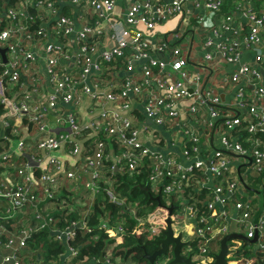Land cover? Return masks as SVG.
<instances>
[{
    "label": "built area",
    "instance_id": "2783aa9c",
    "mask_svg": "<svg viewBox=\"0 0 264 264\" xmlns=\"http://www.w3.org/2000/svg\"><path fill=\"white\" fill-rule=\"evenodd\" d=\"M57 1L17 0L5 11L14 21L0 30V42L8 49L5 63L0 54L1 75L9 79L8 87L0 86V264L32 259L21 252L27 249L26 239L32 230L45 228L65 251L41 264L89 263L87 256L74 261L79 248L72 243L78 230L91 232L85 216L95 197L103 192L108 201L129 206L103 174L107 168L136 172L145 158L151 162L149 185L164 195L167 212H131L148 238L165 230L161 222L168 217L169 198L177 195L172 228L183 240L198 239L197 264L213 263L211 239L241 228L247 240L256 238V247L264 250V204L260 213V203L251 208L254 194L243 179L256 172L264 186V14L250 10L245 34L220 42L218 55L206 51L204 63L194 64L176 41L157 34L154 18L178 17L186 29L182 34L196 32L208 48L231 31V16L220 17L222 0H192L196 5L202 1L208 12L202 15H192L185 0L162 5L159 0H131L122 11L116 0H60L63 6ZM36 17L41 23L30 31ZM245 49L252 52V61H240ZM121 58L127 60L122 66ZM42 69L52 88L48 93ZM6 88L10 95L3 93ZM227 90L234 92L231 103L225 102ZM60 102L73 103L74 110L60 131H52L48 120L60 121ZM5 127H12L13 137L4 133ZM173 132L181 135L178 145ZM61 151L73 159L70 168H61L55 158ZM196 170L206 175L198 183L210 189L201 199L184 195ZM66 182L73 194L51 203L69 211L83 209L84 217L65 218L61 227L48 206L39 205L58 198ZM81 187L91 193L86 201L77 192ZM199 203L209 215L198 214ZM123 223L101 218L97 226L110 231L111 238L124 232ZM17 224L16 231L8 229ZM233 226L237 228L231 230ZM117 246V240L107 244L101 264L121 262V257L112 260ZM170 260L169 253L154 264Z\"/></svg>",
    "mask_w": 264,
    "mask_h": 264
},
{
    "label": "trees",
    "instance_id": "16d2710c",
    "mask_svg": "<svg viewBox=\"0 0 264 264\" xmlns=\"http://www.w3.org/2000/svg\"><path fill=\"white\" fill-rule=\"evenodd\" d=\"M17 0H0V30L4 28L11 21L6 15L5 11L12 5H14ZM32 10V8L30 9ZM33 11V10H32ZM17 19V18H16ZM22 20V19H17ZM41 20L36 17L32 24L29 27L30 31H35L36 28L40 25ZM177 42H174L176 44ZM178 45V44H177ZM0 48L8 51L7 45L3 42H0ZM7 61V54L5 52V63ZM125 58H121L119 60L118 65L122 66L126 63ZM3 66H0V86H9V79L5 76L1 75V70ZM115 76V75H114ZM12 91L6 88L3 93L8 95L11 94ZM1 95V92H0ZM3 107L0 103V109ZM139 112L138 109H136ZM24 123H26L27 115L23 116ZM141 119L142 116L139 115ZM1 129V126H0ZM20 129V128H18ZM4 133L8 134V136L13 137L11 131L12 127H5ZM151 162L148 158H145L144 164L141 168H138L136 172H129L128 170H121L119 168L111 170L103 175L110 176L113 184L115 186V190L118 193L119 197L126 200V204L129 205L126 208V205H120L115 202L108 201L105 194L101 192L94 200L91 206L90 211L86 214V218H88L89 226L92 227L91 232L82 233V231L78 230V235L75 241L72 243L73 245L78 246L79 252L78 257L74 259L75 262L80 261L84 256L89 258V263L87 264H101V257L105 252V248L108 243L113 240L118 241V246L114 249L112 254V260L117 259L118 257L123 258L124 260L130 258L129 261H135L136 263H145L150 264V262L145 258V254H151L155 250L160 248V239L163 238L162 231L159 235L154 236L152 238H148L147 234L139 229L140 224L136 221L132 216L131 212H136L137 215L154 213L156 211L166 212L165 208V197L162 193H154L149 185V173ZM206 175L203 174L200 170L195 171V177L191 180L190 186L184 192L185 194H195L194 197H198L201 199L204 195L209 192V186H201L198 181H201ZM243 179L247 181V186L249 187V193L254 194L251 198V208L255 209L261 203V199L259 196V191L261 192L262 201H264V186L259 182L258 176L256 172H248V175L243 176ZM196 187L198 190H196ZM146 188V189H145ZM256 193V197H255ZM239 196V191L236 194H233L232 199ZM177 195H173L169 198L171 205L176 206ZM61 200V196L56 199H49L47 202H57L59 203ZM264 204V202H263ZM43 205H39V208H42ZM211 212V211H210ZM207 206L203 203L198 204V214L204 213L206 215L210 214ZM55 217L60 219L56 225H63L65 222L61 220V214L54 212L52 213ZM72 217H68V219H76L79 220L83 218V209H77L73 211L71 214ZM101 218H108L110 222H114L116 219L124 222V232L117 237H111L112 235L110 231L104 229L102 227H98V223L101 221ZM31 222V220H30ZM62 222V223H61ZM214 221L209 220V224H212ZM225 220H221L220 223H224ZM16 226L10 227L8 229L10 231H16ZM166 223L164 221L161 222V226H163V230L165 229ZM236 226L231 227L230 229H236ZM245 229L241 228L237 234L244 235ZM226 235V234H224ZM224 235H217L214 239L209 241V247H211L215 252V250H219L220 240ZM55 236L52 235L51 231L48 228L44 230L31 231L30 235L26 239V250H22L23 254L29 255L32 259L25 258L23 264H29L31 261L36 264H41L43 261L48 262L53 258L58 257L60 253L65 251L64 245L59 241L54 239ZM197 241L198 239L192 237V240L189 241L191 246L190 254L193 260H196L197 252ZM218 243V248L216 249L215 244ZM228 245V254L226 257V264H242L246 259L252 261V264H264V250L262 248H257L256 241L247 240L244 236L232 238L227 241ZM183 253V254H189ZM169 256L162 255L161 257ZM159 257H157L158 259ZM261 259L260 260L258 259ZM93 260H96L93 262ZM77 264V263H76ZM121 264V262L119 263Z\"/></svg>",
    "mask_w": 264,
    "mask_h": 264
},
{
    "label": "crops",
    "instance_id": "0c3cea01",
    "mask_svg": "<svg viewBox=\"0 0 264 264\" xmlns=\"http://www.w3.org/2000/svg\"><path fill=\"white\" fill-rule=\"evenodd\" d=\"M159 2L161 5L170 4L171 2H173V0H159ZM56 3L59 6H63L64 4L60 0H58ZM130 4H131V0H116V8L118 11H122L126 9V7H128ZM202 4H203L202 1L199 2V5H196V3L192 0H185L183 5L185 6L186 9H188V11H190L192 15L207 14L208 12ZM250 10H254L257 13L264 14V0H222V8H221L220 17H222L223 14L231 16V20H232L231 31L225 34H222L221 38L219 37L220 40H215L213 45L208 48H206L203 45V43L200 42L199 37L197 36L196 32L189 31V32L183 33L181 34V36H179L180 38L178 37L179 39H177L174 36V34L179 33V30H180L179 26L181 25H180L179 18L176 16H169L164 19H161V18L159 19L155 16L154 18V20L156 21L155 31L157 32V34H160L161 36H165L166 38H168L167 34L173 33L171 36V40L176 41V42H179L181 38L185 37L186 40L188 41L186 43L187 48H188V53L186 57H189L193 61L194 64H202L204 63V60H205L204 56H205L206 51H213L215 52V54H217L216 50L220 42H227L229 37H235V39H237L248 31L251 22L247 19L246 14L249 13ZM212 21H213V17H212ZM214 21H217V18H214ZM175 29H178V32L174 31ZM187 34H189V37H186ZM240 54H241L240 61L246 62V61L253 60V54L250 50L248 51L245 49L241 51ZM216 61H218V57H216L215 62ZM214 66L216 65L214 64ZM229 67L231 69H234L235 65H231ZM42 71L43 72H41V75H42L43 83H44L43 88L46 89L45 93L51 92L52 88L46 78V75L44 74L43 69ZM68 89L72 90V88H68ZM233 96H234V92L232 90L231 91L227 90L225 94V102L231 103ZM57 98L59 100L60 97L57 96ZM138 108L140 109L141 106H139ZM60 109H61L60 121H57V119L53 116L49 117L48 126L52 129V131H60V129H62L61 127H64V125H66V124H62V122L67 123L66 122L67 114L74 110V104L71 102H60ZM146 123L148 127H150L151 130H157L156 126H154V124L150 120H147ZM173 138H176V141H175L176 145H178L181 142V135H179V132H173ZM169 148L170 146L167 145L166 150L168 151ZM54 154H55L54 155L55 158L58 160L59 164L61 165V168H70V165L73 162V159L70 157L68 153L61 151V152H55ZM71 186H72L71 184L66 182L65 185L62 187V190L59 193L62 199H64L68 193L73 194L72 190L70 189ZM90 194L91 193L89 191H86V193L82 195L81 197H83L84 201H86L88 200ZM69 201L70 200L67 199V204L69 203ZM41 205H43V207L48 206L49 210H51L53 213L54 212L60 213L61 220L68 218V217H72L71 214L73 213V211H69L68 208L63 209L62 207H57L51 202H47V201L45 202L43 201ZM184 231L189 233L191 231V226H187ZM114 241L115 240H113L112 242ZM121 264H138V263L129 261L128 259L124 260L123 262V258L121 257Z\"/></svg>",
    "mask_w": 264,
    "mask_h": 264
},
{
    "label": "water",
    "instance_id": "95a60500",
    "mask_svg": "<svg viewBox=\"0 0 264 264\" xmlns=\"http://www.w3.org/2000/svg\"><path fill=\"white\" fill-rule=\"evenodd\" d=\"M0 54L5 60V49L0 48ZM161 128V127H160ZM146 189V188H145ZM259 195L261 198V203L258 209V213L261 212L263 201L261 192L259 191ZM174 209V206L171 205L168 207V217L165 220L166 222V228L163 232V238L160 239V248L152 252L151 254H145V258L150 262V264H153L154 261L157 259V257H160L162 255H167L170 253L171 260L170 264H197L192 258L191 254H183L181 253L182 248L187 245V241L183 240L182 233L178 232L177 234L174 233V230L172 228V220H171V213ZM243 235L237 234V233H229L224 235L220 240V247L219 250L214 255V261L212 264H226V257L228 254V245L227 241L236 238L241 237ZM256 238H254L252 241H255Z\"/></svg>",
    "mask_w": 264,
    "mask_h": 264
},
{
    "label": "rangeland",
    "instance_id": "374dc122",
    "mask_svg": "<svg viewBox=\"0 0 264 264\" xmlns=\"http://www.w3.org/2000/svg\"><path fill=\"white\" fill-rule=\"evenodd\" d=\"M179 33H181L182 34V32H183V30H186L185 28H184V26L183 25H181V26H179ZM174 31H176V32H178V29H175ZM172 34L173 33H169V34H167V37L168 38H171V36H172ZM181 36V35H180ZM186 37H189V34H187L186 35ZM188 41L186 40V38L185 37H183V38H181L180 39V41L179 42H177V44L180 46V48H181V50H182V54L183 55H187V53H188V48H187V45H186V43H187ZM77 192H79L78 194H79V196L81 197L82 195H84L85 193H86V190L84 189V188H79L78 189V191ZM127 208H130V207H127ZM192 240V237H190V238H188V239H184V241H187V245H185L183 248H182V250H181V253H189L190 252V248H191V246H190V244H189V241H191ZM215 246H216V249L218 248V243H216L215 244ZM218 250H215V252H217ZM160 258V257H159ZM128 260H130V258H128ZM133 262H135V261H133ZM140 264H144V263H140Z\"/></svg>",
    "mask_w": 264,
    "mask_h": 264
}]
</instances>
